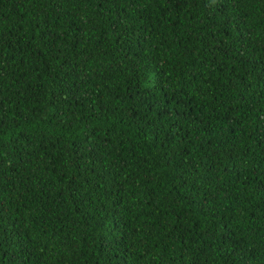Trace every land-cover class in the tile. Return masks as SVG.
Instances as JSON below:
<instances>
[{"label":"trees","instance_id":"1","mask_svg":"<svg viewBox=\"0 0 264 264\" xmlns=\"http://www.w3.org/2000/svg\"><path fill=\"white\" fill-rule=\"evenodd\" d=\"M0 264H264V0H0Z\"/></svg>","mask_w":264,"mask_h":264}]
</instances>
